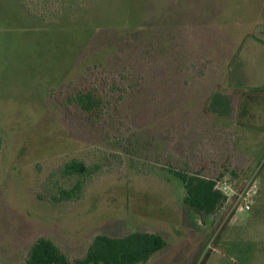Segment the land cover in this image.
Here are the masks:
<instances>
[{"label":"rangeland","instance_id":"1","mask_svg":"<svg viewBox=\"0 0 264 264\" xmlns=\"http://www.w3.org/2000/svg\"><path fill=\"white\" fill-rule=\"evenodd\" d=\"M68 4L0 0V263L41 236L74 260L140 230L166 240L142 264H264V0ZM85 87L103 94L97 123L60 104ZM74 158L95 173L56 202ZM172 169L233 190L200 216Z\"/></svg>","mask_w":264,"mask_h":264},{"label":"trees","instance_id":"2","mask_svg":"<svg viewBox=\"0 0 264 264\" xmlns=\"http://www.w3.org/2000/svg\"><path fill=\"white\" fill-rule=\"evenodd\" d=\"M29 1L31 5L28 6H34L33 14L37 15L60 13L70 5L69 2H73V0ZM104 102L101 92L88 87L71 91L60 100V104L67 110L92 123H97L102 117ZM3 146V139L0 137V171ZM57 171L65 178L71 176L79 178L70 188L59 187L52 196L53 200L77 201L83 197L95 168L74 158L65 161ZM170 171L183 183L185 189L183 203L198 215H213L223 206L226 196L216 188L214 179L189 171L173 169ZM165 246V238L157 232L136 230L124 236L98 234L85 255L72 260L52 239L41 236L31 244L25 260L20 264H142Z\"/></svg>","mask_w":264,"mask_h":264},{"label":"built area","instance_id":"3","mask_svg":"<svg viewBox=\"0 0 264 264\" xmlns=\"http://www.w3.org/2000/svg\"><path fill=\"white\" fill-rule=\"evenodd\" d=\"M220 184V183H219ZM217 187V185H216ZM219 188L223 189L224 190V193L225 194H229L230 192H232V188L230 186H228L227 184H224L221 186H218ZM241 197V195L239 196ZM241 209L244 210V211H249L251 209V205L249 203H245L241 206Z\"/></svg>","mask_w":264,"mask_h":264}]
</instances>
